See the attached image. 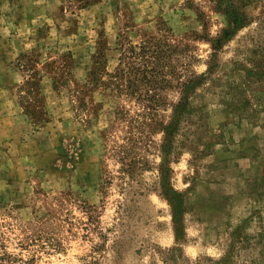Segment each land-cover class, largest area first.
<instances>
[{
	"label": "rangeland",
	"instance_id": "374dc122",
	"mask_svg": "<svg viewBox=\"0 0 264 264\" xmlns=\"http://www.w3.org/2000/svg\"><path fill=\"white\" fill-rule=\"evenodd\" d=\"M1 58L0 263L264 264V0H0Z\"/></svg>",
	"mask_w": 264,
	"mask_h": 264
},
{
	"label": "crops",
	"instance_id": "0c3cea01",
	"mask_svg": "<svg viewBox=\"0 0 264 264\" xmlns=\"http://www.w3.org/2000/svg\"><path fill=\"white\" fill-rule=\"evenodd\" d=\"M2 59V58H1ZM0 63V127H11L19 134L28 123L27 114L18 101L16 87L22 80V72L11 61ZM45 98H48V95Z\"/></svg>",
	"mask_w": 264,
	"mask_h": 264
},
{
	"label": "trees",
	"instance_id": "16d2710c",
	"mask_svg": "<svg viewBox=\"0 0 264 264\" xmlns=\"http://www.w3.org/2000/svg\"><path fill=\"white\" fill-rule=\"evenodd\" d=\"M225 33V35L226 36H228V35H230L231 33H230V31H225L224 32ZM147 43H148V41H144V43L142 44V45H140V49L142 50V51H144V50H148V48H147ZM188 85H186L185 87H187ZM0 264H4V263H0ZM10 264V263H9Z\"/></svg>",
	"mask_w": 264,
	"mask_h": 264
}]
</instances>
